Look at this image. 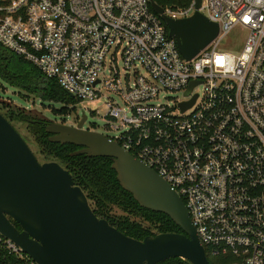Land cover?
Masks as SVG:
<instances>
[{
  "label": "built area",
  "instance_id": "obj_1",
  "mask_svg": "<svg viewBox=\"0 0 264 264\" xmlns=\"http://www.w3.org/2000/svg\"><path fill=\"white\" fill-rule=\"evenodd\" d=\"M152 1L0 0V45L57 80L79 120L89 110L105 122L88 129L168 182L208 259L264 264V0H202L219 35L191 61ZM195 12L194 0L164 9L175 20ZM236 29L241 51L219 50ZM0 255L37 264L1 233Z\"/></svg>",
  "mask_w": 264,
  "mask_h": 264
},
{
  "label": "water",
  "instance_id": "obj_2",
  "mask_svg": "<svg viewBox=\"0 0 264 264\" xmlns=\"http://www.w3.org/2000/svg\"><path fill=\"white\" fill-rule=\"evenodd\" d=\"M194 1L195 14L181 20L166 16L152 1V9L187 61L219 35L218 24L200 12L202 0ZM196 84L192 83L187 95ZM195 99L182 104V110ZM86 121L83 114L76 127L49 123L50 142L79 147L72 156L111 158L121 187L142 208L169 216L183 233H161L143 240L126 236L95 214L67 169L58 162L40 163L1 112L0 233L37 264H158L172 258L211 264L183 200L168 182L104 134L85 130Z\"/></svg>",
  "mask_w": 264,
  "mask_h": 264
},
{
  "label": "trees",
  "instance_id": "obj_3",
  "mask_svg": "<svg viewBox=\"0 0 264 264\" xmlns=\"http://www.w3.org/2000/svg\"><path fill=\"white\" fill-rule=\"evenodd\" d=\"M153 1L164 9L186 8L192 4V0ZM0 78L9 85L24 90L42 101L66 102L72 105L78 103L61 88L57 80L47 79L32 63L1 45ZM4 117L11 124L13 119L24 120V118L17 117L15 112H8L6 115L4 114ZM28 122L39 129L37 133L42 139L44 147L50 149L49 154H53L57 160L61 161L62 165L64 164V168L72 174L76 185L80 186L89 201L94 203L93 210L99 218L106 219L120 232L136 240H143L148 236H156L161 233H183L169 216L142 208L133 195L121 187L117 173L112 168L113 160L111 158H91L87 155L72 156L80 148L71 144L50 142L51 134L46 130L49 123L38 120H29ZM114 207L141 214L151 226L157 228L158 234L150 232V229L143 225L115 218ZM16 226L18 227V225ZM209 261L211 264H220L219 258L210 257ZM0 264H16V261L12 256L0 255ZM158 264H188V262L180 258H172Z\"/></svg>",
  "mask_w": 264,
  "mask_h": 264
},
{
  "label": "rangeland",
  "instance_id": "obj_4",
  "mask_svg": "<svg viewBox=\"0 0 264 264\" xmlns=\"http://www.w3.org/2000/svg\"><path fill=\"white\" fill-rule=\"evenodd\" d=\"M244 38L245 33L236 29L221 42L219 50L238 53L244 45ZM175 96L178 100L184 99V95L181 92L176 93ZM104 102L105 100H102V103L100 104H84L83 107L91 110L100 109ZM80 107L81 106L79 105L76 109L75 105L66 102L57 103L52 101H42L39 98L31 96V94L24 90L9 85L0 78V112L3 115H6L8 112H15L17 117L24 118V120L13 119L12 125L28 143L40 163L58 162L62 165L61 161L57 160L53 154H49L50 149L44 147L45 145H43L42 139L39 138V134L37 133L39 129L32 126L28 121L38 120L47 123L73 126L79 121L77 111H80ZM86 116L88 117L86 128L90 127L91 124H96L101 128L103 127L105 122L101 117L91 114L89 110L86 111ZM99 131L101 133L103 132L101 129H99ZM62 166L65 167L64 164ZM89 202L92 208H94V203L91 201ZM113 215L119 220H128L143 225L150 229V232L158 234L157 228L151 226L141 214L124 211L120 208L114 207Z\"/></svg>",
  "mask_w": 264,
  "mask_h": 264
},
{
  "label": "flooded vegetation",
  "instance_id": "obj_5",
  "mask_svg": "<svg viewBox=\"0 0 264 264\" xmlns=\"http://www.w3.org/2000/svg\"><path fill=\"white\" fill-rule=\"evenodd\" d=\"M87 120H88V117H87ZM79 122H80V120H79V121H78L76 124H74L73 126H75V127H76V126L79 124ZM86 123H87V121L85 122V124H84V127H83V128H84L85 130L91 131L90 129L86 128Z\"/></svg>",
  "mask_w": 264,
  "mask_h": 264
}]
</instances>
